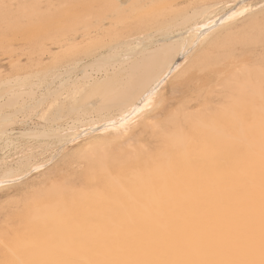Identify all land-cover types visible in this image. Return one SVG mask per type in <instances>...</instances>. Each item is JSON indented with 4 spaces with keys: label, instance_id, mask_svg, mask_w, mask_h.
<instances>
[{
    "label": "bare ground",
    "instance_id": "bare-ground-1",
    "mask_svg": "<svg viewBox=\"0 0 264 264\" xmlns=\"http://www.w3.org/2000/svg\"><path fill=\"white\" fill-rule=\"evenodd\" d=\"M96 1L45 15L21 3L18 18L9 21L31 50L51 43L61 52L49 67L0 78V151L19 148L15 160L0 163V190L38 174L17 205L22 208L0 213V264L219 258L161 255L148 246L203 226L187 210L201 192L213 198L238 193L246 201L251 193L258 245L264 176L260 6L241 4L224 14L222 0H192L190 9L166 5L169 0H136V9ZM245 7L251 11L233 15ZM105 11L113 14L109 27L83 33L102 23ZM150 96L167 98L162 111L173 115L163 127L159 111L145 108ZM18 115L36 116L41 131L13 137ZM94 127L97 132L73 154L64 153L63 141ZM20 137L36 145L21 146ZM45 153L49 158L37 159ZM253 258L259 259L258 247Z\"/></svg>",
    "mask_w": 264,
    "mask_h": 264
},
{
    "label": "snow or ice",
    "instance_id": "snow-or-ice-1",
    "mask_svg": "<svg viewBox=\"0 0 264 264\" xmlns=\"http://www.w3.org/2000/svg\"><path fill=\"white\" fill-rule=\"evenodd\" d=\"M8 4L0 5L5 17L9 15L11 8ZM264 13V4L260 5ZM251 11L245 7L243 12L233 15H244ZM264 40V35H262ZM233 57L239 59V53L233 52ZM191 69L189 71H194ZM186 72L174 85L181 86L187 79ZM264 98V97H262ZM197 103L199 101H196ZM169 107L166 97L150 96L145 101V108L159 111L161 127L166 120L172 118V113L165 115ZM195 107V104H192ZM141 113L144 109H139ZM188 211L198 214L203 226L191 233L163 236L148 241V246L161 255L170 251H179L185 255L211 256L219 258L205 259H152V260H102L96 264H264V176L261 181L260 192V217H259V240L257 245L255 217L251 206V193H248L247 201L238 193H233L227 198H213L211 194L201 192L194 195L189 204ZM7 211V208H6ZM143 243V242H141ZM259 251V259L253 258ZM247 257V258H233ZM42 264H73L71 261H51Z\"/></svg>",
    "mask_w": 264,
    "mask_h": 264
},
{
    "label": "rangeland",
    "instance_id": "rangeland-1",
    "mask_svg": "<svg viewBox=\"0 0 264 264\" xmlns=\"http://www.w3.org/2000/svg\"><path fill=\"white\" fill-rule=\"evenodd\" d=\"M80 1L90 2L91 0H87V1L86 0H0V5L8 4L10 6H14L11 8L9 15L7 17H5L3 10L0 9V36H2L0 37V70H1L0 78L3 80H6V79L13 78L15 76H18V75L32 74L37 69L49 67V62L51 61V57L61 52V50H59L56 45L51 44V43H47L44 46V50L42 48L41 51H33L31 50V47L26 43L27 41L25 40V36H23L21 33L17 31L11 32V30L9 29V23H10L9 21L12 18H16L18 16V9L19 7H21V3H27L28 6L33 7V8L35 7L37 10H39L41 15H45V13L43 12L45 11L55 12L56 10H58L59 8H62L63 6H66L67 9L68 8L73 9L75 6V3L79 2L81 4ZM100 1L102 0H99V2ZM103 1H108V0H103ZM120 1L125 2L124 6L131 7L132 4H137L136 0H119V1L109 0L108 2H114L117 4ZM177 1L179 4L177 3ZM179 1H181V3ZM198 1L199 0H195V2H198ZM203 1L211 2L212 0H203ZM222 1L224 4L223 6L225 7L222 12L224 14L225 12L227 13L229 11L234 10L241 4H245V5L252 4V5H258V6L264 4V0H222ZM169 2H173V3L169 4ZM169 2L166 3V5L168 4L172 6L174 4V7H178L180 9H190V7H192V5H190V2H192V0H176V1L169 0ZM93 3H97V1L93 0ZM155 6H157V4ZM131 9H136V7L133 6L131 7ZM112 15L113 14L110 11H105L102 17L98 18V20L100 19L99 21H102V23L100 24L98 23L97 24L98 26L95 25L91 27L89 31L84 32L82 30L83 33L88 34V33H91V31L94 32L102 24L104 25L106 24L104 29H107L109 27L107 22L110 23L111 21L114 20ZM12 65H14L15 71L12 68ZM170 86H171L170 84H167L165 86L167 88L166 92L168 93L167 95L168 99H170L169 92L172 91L171 89L172 86L171 87ZM2 88L4 87H1V89ZM173 98L174 97H172L171 99L176 100L175 98L174 99ZM17 117L18 118L16 120V123L10 126V128L13 130L12 131L13 137H16L19 135V133L25 132L28 130L29 131H41L42 129L41 125L43 124L39 123L36 116H33L32 118H29V119H23L21 115H18ZM21 119H23L22 122L20 121ZM62 126L64 125L62 124ZM43 127H44L43 129L48 132L50 130L49 127H52V126L50 125L47 127L46 126H43ZM96 129L97 128L94 127V128H89L85 131H79L78 133H75L79 135L73 138L74 140L63 141V149L65 151L64 153L73 154L76 151V149L79 148L78 147L79 145L84 143L88 139V137H90L91 135L97 132ZM18 140L21 146H24L26 144L31 145V146L36 145L33 142L34 140L32 138L21 139L20 137V139ZM39 140L43 143L41 139ZM18 151H19V148L18 149L11 148L9 151H5V153H3L4 155L0 151V163L2 162V160H5V161L11 160V159L15 160L14 158L17 157ZM48 156H50V154L45 153L43 156H41L43 159L40 156L37 159L44 160L45 157H46L45 159L49 158ZM54 161L50 162V164L51 165L54 164ZM2 166L3 165H0V168H2ZM57 166L61 167V164L57 162ZM37 175H38L37 172H34L30 174L29 176H27L24 180H22V182L13 184L11 185V187L10 186L5 187L4 189L0 190V213L6 216L8 212L10 211L12 212L16 210L17 207H19L20 209L22 208L21 204L20 206H17V205L19 204L21 199H24L22 195L23 194L27 195L28 194L27 192L30 191L28 190V187L31 185V183L32 184L36 183ZM27 184L28 185L30 184V185L28 186ZM6 208H7V211H6ZM3 215H1V217H4ZM13 224L17 225L18 220H14Z\"/></svg>",
    "mask_w": 264,
    "mask_h": 264
}]
</instances>
